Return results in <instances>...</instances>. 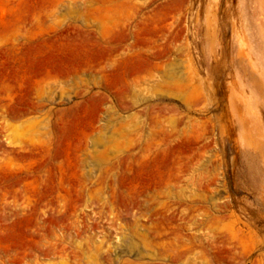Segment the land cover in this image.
<instances>
[{
  "label": "rangeland",
  "instance_id": "rangeland-1",
  "mask_svg": "<svg viewBox=\"0 0 264 264\" xmlns=\"http://www.w3.org/2000/svg\"><path fill=\"white\" fill-rule=\"evenodd\" d=\"M63 263L264 264V0H0V264Z\"/></svg>",
  "mask_w": 264,
  "mask_h": 264
},
{
  "label": "bare ground",
  "instance_id": "bare-ground-1",
  "mask_svg": "<svg viewBox=\"0 0 264 264\" xmlns=\"http://www.w3.org/2000/svg\"><path fill=\"white\" fill-rule=\"evenodd\" d=\"M186 68V67H185ZM184 75H186V74H184ZM191 75V74H190ZM190 77V76H189ZM188 77V78H189ZM193 77V76H192ZM188 78H186V79H188ZM190 79V78H189ZM193 79V78H192ZM230 122H231V120H230ZM102 130H104V132L106 133L107 132V129H105L104 127L103 128H101ZM8 130V129H7ZM9 131V134L8 135H6L5 136V140L7 141V143L9 144V145H18L19 144V142L17 141V140H15L14 139V137L15 136H17L14 132H17V131H15V130H8ZM103 132V133H104ZM12 133H14V134H12ZM102 133V134H103ZM191 243H193V241L191 242ZM99 255V254H98ZM96 259V258H95ZM95 262V261H94ZM62 263V262H61ZM64 264V263H63ZM94 264H96V263H94Z\"/></svg>",
  "mask_w": 264,
  "mask_h": 264
}]
</instances>
